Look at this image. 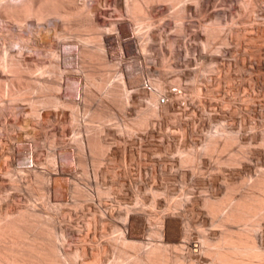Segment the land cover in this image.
<instances>
[{"label":"rangeland","instance_id":"rangeland-1","mask_svg":"<svg viewBox=\"0 0 264 264\" xmlns=\"http://www.w3.org/2000/svg\"><path fill=\"white\" fill-rule=\"evenodd\" d=\"M91 1L74 0L72 6H80L86 17L73 16L66 25H51L53 17L40 24L2 18L0 219L22 214L38 222L44 232L53 233L67 264H111L118 249L133 257L153 246L165 250L166 264H211L199 236L215 242L225 227L207 213L202 199L220 200L229 185L233 197L249 193L244 179L264 176V9L253 12L247 0L188 1L181 22L173 19L181 4L161 1L152 5L146 30L117 0ZM117 22L129 31L120 46L113 30ZM209 28H217L210 37ZM144 32L147 40L142 39ZM100 33L106 38L102 44L107 67L104 58L100 62L97 57L80 58L76 65L79 41L93 50V38ZM88 37L92 41L84 42ZM15 43L24 45L21 55L16 45L10 48ZM141 44L147 46L143 52ZM3 47L16 63L12 71L1 66ZM54 50L60 63L56 74L51 70ZM117 61L133 77L142 78L134 86L124 77L121 106L105 94L106 87L116 84L112 64ZM87 75L106 80L105 91L91 85ZM150 83L158 88L155 115L147 111ZM85 89L90 101L83 99ZM18 90L22 95H16ZM47 96L58 97L68 107L30 105ZM95 112L111 118L97 121ZM141 119L146 124L140 125ZM221 128L235 134V141L223 150H206L212 140L223 142L226 132ZM91 139L102 144L101 153L89 150ZM240 152L246 157L239 158ZM188 153L193 155L191 165L180 161ZM25 157H32V169ZM84 189L95 201L83 197ZM228 226L233 231L248 228ZM259 226L256 242L264 249V221ZM119 231L130 247L114 240Z\"/></svg>","mask_w":264,"mask_h":264},{"label":"bare ground","instance_id":"bare-ground-1","mask_svg":"<svg viewBox=\"0 0 264 264\" xmlns=\"http://www.w3.org/2000/svg\"><path fill=\"white\" fill-rule=\"evenodd\" d=\"M161 1H163V3H164V1L170 2V3H172V5L181 4L180 5L181 8L179 10H178V8L180 6L178 8H176L177 6L175 5L176 6L175 8L177 9V11H176V13L174 11L175 14H173V13L172 14H173V19L179 20L182 22V20L186 17L185 12H187V9H188L186 2L192 1L193 3L197 4L199 0H129V1H125V2H122V0H117L116 2H117L118 6H124L125 9L129 13H131V15H132L131 17H133V19L136 20L137 24L142 23L143 27L140 24L138 25V26H140V28L145 27L144 29L148 30L151 26L150 20H152V19H150V16L152 15V14L150 15V10L152 8V5L154 3H157V2L160 3ZM91 2H93V1H91ZM123 3H125V4L122 5ZM72 4L76 5L74 0H1L0 1V23H2L1 21H2V18L4 16L12 18L15 22L20 21L21 18H24V20L33 19V20H36L39 24L41 22H43L44 20H46L47 18L53 17L55 20H54V23L51 25L55 26L56 23H58V22L62 23L61 25H63L66 22H68L69 18H71L73 16L77 17L78 15H80V16L85 15L84 13L82 14L80 12L81 8H79L80 10L77 8L80 6L76 7V6H72ZM199 4H200V2H199ZM245 4L249 5L252 8L253 12L256 10V8H258L259 10L264 9V7H263L264 0H247L245 2ZM171 7H173V6H171ZM191 7H192V5H191ZM90 8H92V7H90ZM93 8H94V6H93ZM84 10H82V11H84ZM88 10H89V8L87 9V12H88ZM91 13H93V11H91ZM172 14H170V15L172 16ZM85 17H86V15H85ZM89 19L92 22L96 21V19L94 18V15H92ZM85 20H87V19H85ZM89 23L90 22L88 21V24ZM82 25L83 24H81V26ZM135 27H136V25H135ZM51 29L53 30L54 28H51ZM137 29H139V27ZM113 30L116 31L114 33L116 34V40L118 41V45L120 44V40L122 37L124 38L125 36L129 35V31H127L125 29V27H123L121 25V22L120 23L117 22L116 24H114ZM146 30H144V31H146ZM46 31H47V29H46ZM208 31H209L208 37H210L212 33L217 31V28H212V29L209 28ZM147 32H150V31H147ZM206 33H207V31H206ZM143 35H144V37L142 39L147 40L148 34L146 32H144V33H142L141 36H143ZM133 36H134V34H133ZM141 36L139 35V37H141ZM92 37H90V38H92ZM135 37H136V35H135ZM128 38L130 39V37H128ZM62 39H63V37H62ZM105 40H106V38H105L104 34H101V33L98 34L97 37L93 38V41H92V39H90V40L85 39L84 42L92 41L93 44H96V46L93 45L95 47L92 46L93 50L87 49L86 46H84L85 44L80 45L81 40L80 41L78 40L79 43L76 46L77 52H74V53H76V56H77V59H76L77 61L75 64L78 65L80 58L81 59L82 58L88 59V58H92V57L93 58L97 57V58H101L100 62L104 58L105 63H106V64L105 63L104 64H105V67H107L106 65L108 63L106 60H108V59H105L106 58L105 57L106 51H105V47L103 45L104 43L102 44V41H105ZM143 40H142V43H143ZM94 41H96V43H94ZM88 43H90V42H88ZM139 44H140V42H139ZM145 44H146V42H145ZM15 45L18 47L17 50H15V51H17L19 53V55H21V52H23L22 50L24 49V45H20L18 43H15L10 48H12ZM86 45H87V43H86ZM146 47H147L146 45L141 44L140 45L141 51L143 52L146 49ZM72 50H71V53H73ZM9 52H10V50L5 49L3 47L2 56H1L2 57V61H1L2 65L1 66L4 70L12 71L13 68H16V66H15L16 63L14 64V60H13V58H11L12 56L9 55L10 54ZM122 55H123V53H122ZM52 56L54 58V61L51 64V70L53 73L56 74L60 70V67H59L60 63L58 61L56 51L55 52L52 51ZM68 65H69V63H68ZM112 65H113V67H116V69H117L116 70L117 72L115 71L117 73L116 74L117 80H116V84L114 83L115 85L111 83L108 87H106V91L104 89L105 85L107 84L106 80H104L105 78L102 79L104 81L98 82L96 80V78L93 77L94 74L93 75H87L85 77L87 78V80L89 81V83L91 85L95 86V88L104 89L105 94L112 101L118 100L120 103V106H121V104H123V102H124L123 99H124L125 89H126V88L124 89V84H125L124 83V77L128 76L129 79L132 80L131 83L134 84V86H137V85L139 86L142 78H141V80H139L140 76H139V78L137 76L133 77L132 76L133 73H132V75L130 74L131 72L128 73L129 70L127 72L126 67H125V69L122 68V64L120 63V61H117L116 63H114ZM137 66H136V68H137ZM134 69H132V70H134ZM137 69H135V70H137ZM139 71L140 70L138 69V72ZM98 80H100V79H98ZM85 81H86V79H85ZM107 81H108V79H107ZM155 83H153V84H155ZM90 84H89V86H90ZM147 85L150 87L149 94H150V103H151V106L149 105L150 107L148 108L147 111L150 113L149 115H155L157 108H158V105L160 103L159 99H157L158 88L156 87L157 85L153 86L151 83L147 84ZM45 86L47 88V85H45ZM38 88H37V90H38ZM39 89L41 90V88H39ZM136 89H137V87H136ZM143 90L146 91V88H144ZM21 91H19V93H16V95L17 96L22 95ZM83 95H84V98H83L84 101H90L91 100L92 96L89 93V90L87 91L85 89ZM13 96H15V95H13ZM125 97H126V95H125ZM79 98H81V97H79ZM170 98H171V96H170ZM62 101L56 96H51V97L47 96L43 99L32 100L30 105H32L33 107H36V106H38V107L39 106L40 107H43V106L44 107L61 106L63 108L68 107V104H66ZM71 105H73V104L71 103ZM74 105L69 106V107H71L73 109ZM32 110H33V112H31V113H33L35 116H39L36 109H32ZM102 112L103 111H101V113ZM101 113L95 112L94 115L92 113V116H95L96 118H98L97 121L99 119L100 120H103V119L108 120L111 118V115L106 116V115H102ZM139 124L140 125L146 124L145 119H141L139 121ZM222 129L223 128H221L222 132H226V130H224V129L222 130ZM215 136H217V134ZM235 138H236L235 134L227 131L224 134V139H223L222 143L218 144V141L212 140L208 144H206L205 149L208 151H215L218 149L223 150L228 145L233 143L235 141ZM81 147H82V150L80 149L81 154H84L83 153V146H81ZM88 148L93 154H96V153L99 154V153H101L100 150L103 149V146L100 142H98V140L91 139L90 141H88ZM15 150H16V148H15ZM21 153H23V152H21ZM190 154H193V153L191 152ZM190 154L186 155L185 157L182 156L183 158H180V161L183 164L184 163H190L189 165H191V163L194 162L193 161L194 159L192 157L193 155L191 156ZM23 155H24V153H23ZM245 155H246L245 152H240V155L238 157L239 158H245L246 157ZM25 158L26 159H24V160L28 161L29 157L28 158L25 157ZM51 160H52V158L50 159V161ZM231 160L235 161V159H233V158L232 159L230 158V161ZM83 162H85V161H83ZM83 162H80V163L83 164ZM181 162H179V163H181ZM19 164H21V163H19ZM23 164H22V166H24L25 164H28V162H26L24 165ZM33 164L34 163H33L32 157H31V169L34 167ZM78 166H79V168H81V165L78 164ZM193 166H196V165H192V168H195ZM24 169H30V168L25 167ZM22 171H24V170H22ZM18 172H19V170H18ZM243 183L247 184L253 191L251 190V192H249V193H244V194H240L238 197H233V196H231V192H230L233 188L231 187V185H229V186H226L227 192L225 193V195L220 200H218V199L217 200H215V199L211 200L210 198H203L202 199V203H203L202 205L207 210V213L213 217H216V220L219 223V226L225 227L219 232V235L217 236V239L215 242H213L212 240H210L208 237H206L203 234H201L199 236L201 238V250L205 254V255L204 254L203 255L208 256L211 264H264V249L259 247V245L257 244L256 234H255L256 231L258 230V228L260 227L259 226L260 222L264 221V176L263 175L257 176L254 179H251V177H250L248 179H244ZM232 191H234V190H232ZM81 192H82L81 194L83 195V197L86 198V200H90V201L94 200L91 197V195L89 194L90 192H87L86 189L82 190ZM98 194L99 195L107 194V191L98 190ZM180 202L181 201H178V202H176V204H181ZM5 216H4V218H5ZM32 216L36 217L35 215H32ZM126 217H127V214H126ZM10 219L9 220L4 219V221H3V219H0V264H67V262H65L64 260L61 259V255L59 254V250L55 245L56 243L54 244V240H53L54 237H53V233L51 231L44 232L41 229V227L39 226L38 222H32L31 220H28V218H26L25 215L23 216L22 214L18 215L16 218H14L12 220H10ZM169 222H170V220H169ZM176 225L177 224L175 223V226ZM227 225H242V226L248 225V228L247 229L236 228V230L233 231L231 229V227L230 226L227 227ZM185 230H186V228H185ZM117 231L118 230L116 229V232ZM121 231H119L116 234L117 236L114 238V240H117L122 246L127 247L129 244L126 241V237L124 236L123 232H121ZM31 232L34 234H32ZM128 247H130V246H128ZM178 247L175 249L179 250ZM115 256L116 257H114V259L112 258L114 261L111 262V264H166L167 259H168V255L165 253V250L162 249L160 246L149 247L148 249L145 250L143 256L135 255L133 257L128 256L124 251L118 249L117 254ZM72 263L73 262H71L70 264H72Z\"/></svg>","mask_w":264,"mask_h":264},{"label":"built area","instance_id":"built-area-1","mask_svg":"<svg viewBox=\"0 0 264 264\" xmlns=\"http://www.w3.org/2000/svg\"><path fill=\"white\" fill-rule=\"evenodd\" d=\"M29 164H31V157H29Z\"/></svg>","mask_w":264,"mask_h":264}]
</instances>
